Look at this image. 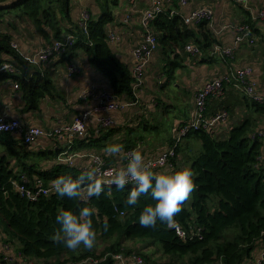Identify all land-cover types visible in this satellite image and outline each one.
Wrapping results in <instances>:
<instances>
[{"label":"trees","instance_id":"16d2710c","mask_svg":"<svg viewBox=\"0 0 264 264\" xmlns=\"http://www.w3.org/2000/svg\"><path fill=\"white\" fill-rule=\"evenodd\" d=\"M8 1L0 0V3ZM96 2L101 14L96 19L91 17L88 33H84L79 26L68 29L76 37L72 49L85 51L89 62L109 80L112 92L118 99L128 96L135 101L132 71L118 59L107 42L106 26L114 20L112 10L118 6L119 0ZM71 6L72 0H19L6 9H0V20L11 10H20L34 22L45 38L49 35L47 31H51L58 40L63 37L62 20L71 21ZM204 24L198 26L199 32L196 33L182 17L171 16L170 11L158 15L152 22L159 46L168 57H174L172 66L180 64V51L189 41L205 51L213 44H219ZM4 56H11L23 64L19 53L11 47V36L0 32V62ZM18 87L23 91L27 111L36 109L40 99L53 96L55 90L49 77L40 76L29 81L19 80ZM245 99L258 115L264 114V106L251 102L247 97ZM257 127L255 118H246L223 140H218L205 129L189 131L184 137L198 139L203 150L190 161L196 187L176 216L175 224L186 231L199 229L200 237L181 240L174 225L168 227L159 222L156 229L141 227L139 215L143 207L156 203L151 190L147 195H142L134 207L125 204L131 186L122 191L111 186L110 193L108 186H105L100 197H92L87 202L79 198L71 200L60 197L57 193L30 202L13 189L12 180L24 175L31 183L37 178L42 180L44 186L50 187L60 176L76 178L82 173L76 167L62 164L42 169L36 162L37 156L27 151L24 145L9 151V157L15 159L14 167L6 157L0 158V219L4 225L3 231L10 237V243L18 241L20 246L17 249L24 257L44 264H65L91 256L98 261L97 264H114L112 255L130 253L132 249H127L125 245L129 240L136 239L161 246L157 251L165 261L152 259L138 250L145 260L153 264H243L264 241V167L258 161L263 143ZM181 149L179 147L177 152ZM84 206L97 209L92 218L93 227L97 230L96 243L106 244L99 254L95 248L91 251L82 248L70 251L51 240L60 228L56 223L58 211L63 209L78 213ZM105 220L109 225L107 231L104 230ZM115 236L117 240L112 241ZM187 256L186 261L184 258Z\"/></svg>","mask_w":264,"mask_h":264},{"label":"crops","instance_id":"0c3cea01","mask_svg":"<svg viewBox=\"0 0 264 264\" xmlns=\"http://www.w3.org/2000/svg\"><path fill=\"white\" fill-rule=\"evenodd\" d=\"M246 1L249 9L236 4L235 0H189L185 6L175 3L169 7V10H173L180 17H187L200 7L211 8L214 11L210 26L212 34L214 35L212 30L219 31L224 28L220 35H214L219 44H232L236 33L230 26L241 23H248L254 27L255 42L241 45L235 58L226 61L213 57L211 55L212 48L207 51L202 49L199 56L188 54L184 48L180 51L182 60H179L180 64L177 66L171 64L174 57H168L163 48L159 46V50L154 54L147 67L144 81L136 94L135 101H132L128 96L119 98L118 100L129 102L131 105L127 106L128 108L124 111L110 114L115 120L116 128L98 133L95 121L91 120L88 132L75 140L77 149L83 153H98L104 157L107 165H113L116 168L125 166L123 155L129 149H139L145 157V162L157 158L172 145L177 129L191 120L195 108V95L197 90L202 87V83L231 71L237 72L247 67L252 68L251 78L258 85L259 93L264 95V21L253 20V16L264 9V0ZM150 5L151 0H119L118 6L112 10L114 20L106 26L107 42L110 49L121 62L128 65L131 71L133 48L142 42L145 32L141 25V18ZM85 10L90 13V17L95 19L101 14L96 0H72L71 21L62 20L61 22L62 38L71 34L68 29L79 26L82 11ZM17 11L16 13L9 12L4 15V19L0 20V32L11 36V43H15L17 49L12 45L11 47L19 53L23 63L21 64L11 56L3 57V61H12L17 64V73L10 76L0 74V115L9 119H19L25 128L37 126L50 130L60 123L68 124L74 116L81 114L89 104H92L93 100L83 102L79 98L80 93L87 87L96 85L103 91H112L109 80L89 62L84 50L72 49L67 58L52 59L45 65L32 63L30 59L39 50L56 40L55 34L47 31L49 35L45 38L38 32L34 22L28 16L23 15L20 10ZM204 25L209 29V24L205 23ZM188 27L193 28L196 33L199 32L197 31L198 26L188 25ZM69 64L79 67L80 73L70 75ZM36 76L49 77L55 90L53 96L49 95L40 99L36 109L27 111L23 91L20 88L15 89L14 86L18 84L19 80L29 81ZM166 93L169 96H166ZM245 97L243 94L240 95L233 90L226 89L221 99H211L208 102L206 111L208 115H214L222 109L229 113L228 119L213 133L218 140L226 139L232 129L240 126L246 118L257 120V130L264 127V114L258 115ZM171 98L184 101L185 108L173 116V129L175 127L176 129L174 133L172 129V135L166 134V131L164 135H157L160 133L164 120L169 119L167 108L177 111ZM192 138H187L190 142L187 143V148H184V151L187 149L186 152H177L174 161L176 170L185 166L189 167L190 161L198 156L197 148L200 149L202 143L198 139L192 140ZM22 143L19 133L0 134V158L6 157L10 161L11 167H14L15 159L9 157V151L12 148L19 149L18 147L23 145ZM115 143L123 146L122 152L115 157L107 155L103 150L109 144ZM191 144H195V146L190 148ZM25 147L27 151L33 152L35 156L41 158L36 157V162L42 169H50L53 164H57L56 158L62 148L60 143L52 139H42L31 147ZM261 155L260 166H263L264 148H262ZM87 161V159L77 160L76 168L79 169V166L85 165ZM165 170L172 171L168 167L162 171ZM0 227L4 230L2 226ZM1 239H5V237L0 235V242ZM131 241L135 240H129L126 243L127 249H129ZM137 245L141 247L139 250L143 253L147 248H152L156 260H166L157 251V246L152 245L149 241L139 242ZM261 245L259 244L245 261L256 259ZM103 246L102 250L106 247ZM94 248L97 252L98 249ZM184 259L187 261L188 256ZM32 261H35L36 264L42 263L36 259Z\"/></svg>","mask_w":264,"mask_h":264},{"label":"built area","instance_id":"2783aa9c","mask_svg":"<svg viewBox=\"0 0 264 264\" xmlns=\"http://www.w3.org/2000/svg\"><path fill=\"white\" fill-rule=\"evenodd\" d=\"M189 0H151L150 8L144 12L141 18L142 28L145 30L142 42L132 51L133 65L132 76L135 96L142 86L144 81V75L148 65L154 54L159 50V43L157 35L154 29H152V22L156 17L163 12L170 11V15H177L173 10H169V7L178 3L180 6L187 5ZM236 4H240L242 7H247L246 0H235ZM81 21L79 28L88 33V23L91 19L90 13L82 11ZM214 11L209 7H200V9L192 12L187 17H182L185 24L200 26L202 23L209 24L210 26L213 20ZM254 21H264V9L260 10L255 16ZM236 33L234 42L230 45L213 44L211 55L223 61L232 60L235 58L236 53L243 44H253L255 42V32L253 26L248 23H241L239 25L230 26ZM227 28V27H226ZM224 30L219 31L212 30L214 35H220ZM211 31V30H210ZM112 37V34H111ZM76 43V37L73 34H67L64 38L54 40L43 49L39 50L30 60L32 63L38 65H45L52 59H65L69 56L71 49ZM11 45L17 49L15 43ZM185 51L190 55L199 56L202 53V48L193 43H187L185 45ZM7 66V69L4 66ZM68 70L70 75L79 74L80 69L75 64H69ZM17 73V64L12 61L0 62V74L3 76H10ZM253 73L252 68H244L237 72H229L228 74H222L221 77L207 80L202 83V87L197 90L195 95V108L191 120L184 125L180 126L174 137V141L163 154L157 158L147 160L146 163L153 165L154 171H162L166 167L176 171V163L174 162L177 156V149L182 145L184 137L189 131L207 130L212 134L214 131L222 125L228 119L229 113L227 110L222 109L214 115L207 114L208 102L211 99H221L224 96L226 89L233 90L238 94L245 95L251 102L264 106V95L258 91V85L252 80L251 75ZM15 89H18V84H15ZM79 98L83 102L93 100L92 104H89L86 110L81 114L74 116L72 121L68 124L60 123L50 130H45L37 126H30L25 128L22 126L19 119L6 118L0 115V126H3V130H0V134L19 133L22 138V144L27 147L37 144L40 140H55L61 144V150L56 158L57 164L65 166L76 167V161L87 159L85 165L79 166L81 173L91 169L92 167H99L102 170L109 168H116L113 165H107L102 155L98 153H83L75 146V140L78 137L84 136L88 132V126L91 120L95 121L97 132H107L116 128L115 120L110 116L112 112L124 111L127 106L131 104L129 102H122L114 95L112 91H103L96 85L87 87L82 91ZM133 104V103H132ZM77 121L80 122L79 127H75ZM258 136L263 143L264 148V127L258 130ZM132 150H127L123 155V162L126 165L128 161V154ZM262 155L258 158L259 164L262 162ZM78 166V165H77ZM32 184V186H30ZM11 186L21 196L26 197L30 202L37 201L40 197H49L51 194L56 193L54 185L50 187L44 186L42 180L35 178L31 183L26 176H22L20 179L12 180ZM107 186V185H105ZM115 186V185H112ZM133 185L129 183L126 187ZM84 202L89 199L86 193H83ZM123 216V213L121 214ZM174 228L177 236L184 241L187 239L200 237V230L193 228L190 231H186L182 226L174 224ZM264 238V233H263ZM0 264H36L35 261L28 259L15 248L12 244L1 239L0 242ZM114 264H153L148 262L145 258L136 250H132L130 253H118L112 255ZM98 261L91 257H87L82 260H72L65 264H97ZM210 264H222V262H215ZM244 264H264V241L261 245L260 252L256 259L246 260Z\"/></svg>","mask_w":264,"mask_h":264},{"label":"clouds","instance_id":"9594fccd","mask_svg":"<svg viewBox=\"0 0 264 264\" xmlns=\"http://www.w3.org/2000/svg\"><path fill=\"white\" fill-rule=\"evenodd\" d=\"M7 69V66H4ZM77 121L75 127H79ZM3 130V126H0ZM123 150L119 143L109 144L103 151L109 156H118ZM194 173L190 167H183L176 171H154L153 165L145 162V157L139 149H134L128 154L125 166L102 170L92 167L76 178L72 176H60L55 179V192L60 197L71 200L83 199L86 193L88 199L100 197L104 193L105 185L109 193L111 186L122 191L131 183L126 206L134 207L138 204L142 195H147L151 190L155 205L149 204L143 207L139 215V224L143 228L156 229L158 222L168 227L176 223V216L182 211L183 204L188 201L195 190ZM97 209L91 206L81 207L77 212L72 210H59L56 215V223L59 230L51 237L55 244H62L70 251L81 248L91 251L97 242V230L93 227V216ZM109 228L107 220L104 222V230Z\"/></svg>","mask_w":264,"mask_h":264},{"label":"rangeland","instance_id":"374dc122","mask_svg":"<svg viewBox=\"0 0 264 264\" xmlns=\"http://www.w3.org/2000/svg\"><path fill=\"white\" fill-rule=\"evenodd\" d=\"M12 11V10H11ZM10 11V12H11ZM18 12L17 10H13L12 13H16ZM166 96H169V94L166 93ZM171 101L173 102V105H175L177 107V111H173V110H170L169 108L168 109V117L169 119H165L164 120V123H163V126L160 128V133H158L157 135H164L165 134V131H166V134H170L172 135V129L174 127L173 123H172V119H173V116L175 114H178L180 111H182L184 108H185V105H184V101H180L178 99H175V98H171ZM176 129V127L173 129V133H174V130ZM171 137V136H170ZM196 138H192V140H195ZM185 139L183 140L182 142V145L180 147H182L181 149V152L183 153L184 151V148H187V143H189L190 141L187 139L186 142L184 143ZM198 142V141H197ZM195 144H191L190 148L194 147ZM197 148V146H196ZM202 147L200 149L197 148V151H198V155H200L202 153ZM187 149L184 151L186 152ZM38 159H41L40 157H37ZM263 167H264V164H263ZM0 225L4 228V225H3V222L1 221L0 219ZM0 235H3L5 237V241L9 242L10 243V237L2 230V228L0 227ZM117 240V237L115 236L114 239H112V241H115ZM136 241V242H135ZM135 241H131L129 243V249H132V250H139L141 247H139V245H137V243L139 242H144L143 240H140V239H136ZM10 244H12L13 246H15V248H18L20 246V244L18 243L17 240H14V242H11ZM103 245H106L102 242H100L98 245H96L95 247L98 249L97 253H101L103 250ZM156 245V244H155ZM158 249H161V246L160 245H156ZM82 249H84L83 247H81ZM82 251V250H81ZM145 254H147L148 256H150L151 258H155V255L153 254V249L152 248H147L146 251H145ZM66 259L68 258V255H66ZM70 257V256H69ZM55 260V259H54ZM38 264H42V263H38Z\"/></svg>","mask_w":264,"mask_h":264},{"label":"water","instance_id":"95a60500","mask_svg":"<svg viewBox=\"0 0 264 264\" xmlns=\"http://www.w3.org/2000/svg\"><path fill=\"white\" fill-rule=\"evenodd\" d=\"M17 1H19V0H9L8 2L0 3V9H6V8H8V6L16 3Z\"/></svg>","mask_w":264,"mask_h":264}]
</instances>
